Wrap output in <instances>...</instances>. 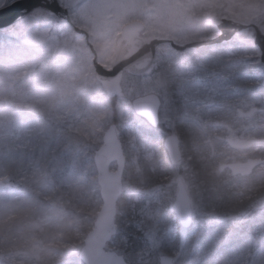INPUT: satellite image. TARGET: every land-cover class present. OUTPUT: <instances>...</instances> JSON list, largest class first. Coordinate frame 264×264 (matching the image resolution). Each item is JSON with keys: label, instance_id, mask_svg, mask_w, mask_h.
I'll use <instances>...</instances> for the list:
<instances>
[{"label": "rangeland", "instance_id": "obj_1", "mask_svg": "<svg viewBox=\"0 0 264 264\" xmlns=\"http://www.w3.org/2000/svg\"><path fill=\"white\" fill-rule=\"evenodd\" d=\"M7 1L0 0V6ZM61 3L69 9L75 25L90 32L89 38L99 59L108 67L115 59L116 42L123 24L132 19L140 18L147 24L144 35L148 38L170 35L179 42L212 33L205 18L214 13L243 22H257L264 30V0H61ZM213 32L209 35L215 36L216 30ZM252 39V30L247 29L237 34L233 43L248 45ZM170 50V46L159 48L158 65ZM243 52L246 58L255 59L252 63H259L260 51L251 52L248 48ZM93 56L87 40L65 17L50 15L44 10H35L31 16L0 33V102L6 106L0 113V183L13 181L18 197L19 192H26L19 187L20 176L28 172L54 181L47 185L41 180L44 176L34 181L40 184L37 192L32 190V197L24 199L28 204L16 197H0V231L3 233L0 235V264H84L79 252L85 236L94 226V215L103 203L94 154L101 146L105 131L114 122L133 150L129 153V176L133 171L143 172L138 160L144 156V163L150 162L153 166L151 174H159L157 181L143 190L131 185L129 179L124 183L128 196L135 192L132 203L138 212L136 219L137 222L142 219L146 229V238L130 249V262L159 264L160 254L165 252L157 250L160 232L165 228L156 227L154 223L161 213L157 208L164 205V198L175 199L180 175L164 176L168 173L165 163H157L162 141L173 132L170 101L164 97L161 123L155 130L131 108L136 96L153 91L161 94L159 87L163 86L164 79L162 75L126 79V96L114 100L96 78ZM259 73L264 75V67ZM237 105L247 107L239 102ZM144 125L148 126L145 133H154L155 142H150L149 138L143 140L144 137L134 139L136 132L142 134L136 130L138 126ZM197 151L204 157V152ZM220 151L224 160L237 154L226 145ZM253 152L264 154V149L254 148ZM156 165L159 169L154 171ZM112 166L116 168L114 163ZM262 173L264 176V170L259 168L252 180ZM224 175L231 178L229 172ZM126 176L129 178L128 171ZM239 181L235 183L240 189L237 192L250 190L249 178ZM185 184L192 192L193 184L187 181ZM248 197L250 200L251 196ZM254 202V205L260 203L258 199ZM66 206L72 212L67 211ZM77 215L82 216L81 221ZM186 232L182 229L184 235ZM122 245L127 246L128 239L116 236L107 247L125 254L120 249ZM214 258L213 264H264V251L259 255L253 253L245 262L237 256V251Z\"/></svg>", "mask_w": 264, "mask_h": 264}, {"label": "trees", "instance_id": "obj_2", "mask_svg": "<svg viewBox=\"0 0 264 264\" xmlns=\"http://www.w3.org/2000/svg\"><path fill=\"white\" fill-rule=\"evenodd\" d=\"M1 32L3 31L0 30ZM248 48L251 52L256 50L252 44L248 43L247 45L237 41L232 45L231 43L219 45L216 49L205 47L197 51L175 53L172 57H168L169 60L164 63L163 69L158 70V76L162 75L164 79V86L160 88V91L162 97L166 96L170 101L169 118L173 120L175 130L180 134L183 151L185 152L184 163L187 168L177 169L172 166L163 145L160 147L161 154L157 159V163L158 161L165 163L168 173L164 176H176L175 172L185 173L188 184L194 186L191 194H193L194 202L197 205V211L199 213L204 212L212 219L226 213L234 214L240 206L243 209L244 206L248 205V199L244 200L243 203L239 202L238 193H234V191L240 190L239 187L237 189L238 184L235 186V183L241 181L237 180L236 177L224 178L223 174L217 170V165L222 158L220 149L226 144V137L230 134L240 137L249 135L259 138L264 137V75L259 73L263 69V64L261 62L252 63L255 60L253 57L246 58L244 56L243 50ZM198 73H203L204 76L206 74L210 75V82L208 83L210 93H207L206 97L202 92L196 91L199 87V82H197L199 76H196ZM179 75L189 77L185 79ZM203 79L208 78L204 77ZM238 102L247 107L251 105V107H257L258 110L255 114L259 116L258 119H253L250 122V117H245L242 114L244 106H238ZM5 108V104L0 102V113ZM258 121L260 122L257 124ZM229 125H231L230 129L228 128ZM144 135L145 132L141 136ZM197 149L204 152V157L200 153L198 154ZM144 157L138 160V165L142 166V168L139 166V169H142L143 172H137V176H133L132 173V177L129 179L131 185L138 186L140 190L154 184L159 176V174H156V176L151 174L153 166L150 162L144 163ZM159 165H156L153 170L157 171ZM35 173L28 172L20 176L22 182H20L19 187L25 188L26 192H19L21 196L18 197L15 196L18 191L16 192L14 189L13 181L6 180V182L0 183V197L8 195L12 199L16 197L20 201L26 202L24 199L28 196L32 197V190L36 191L39 187L40 183L34 181H38L44 176L41 180L45 184H54L51 178L47 180L48 178L45 175ZM132 178L135 180L132 181ZM243 178L240 179L243 180ZM254 180H251L250 186L258 184L260 187H257L255 193H251V195L258 197L264 195V179L261 182H254ZM51 191H53L52 187ZM245 193V197L248 198V190H245ZM140 196L144 197L142 191H140ZM133 198L130 196L127 199L133 200ZM132 202L119 204L120 215L118 214L117 217L118 237L122 236L128 239L127 246H120L127 259L131 258L130 249H133L134 243L142 242L146 238L143 221L141 219L137 222L138 212L132 206ZM26 203L28 204V202ZM164 204L166 206L163 209L164 214L168 210L165 216H168L169 220L172 219L178 229L179 221L175 217L171 206L172 200L164 198ZM66 210L72 212L67 206ZM15 216L17 215L15 214ZM95 217L96 215H94ZM77 219L81 221L82 216L77 215ZM60 222V224L63 223ZM155 223L158 226V219ZM137 224L139 227H137ZM229 228H231L230 231L227 230ZM249 228L248 224L243 222L240 224L237 221L233 224L216 225L212 230L203 234L198 248L206 252L211 243L210 254L212 259L228 252L237 251L239 253V247L241 246H239V243L243 240H245L243 254L262 249L264 241L257 242V248L252 243L253 238L256 237L258 227L252 229L251 232ZM0 235H3V233ZM170 238L171 232L162 235L163 240L160 242V246L157 247L158 252L161 250L173 252V250H178L181 247L182 251H187V258H193L191 253L193 248H191L189 240L184 241L183 238L178 237L177 240L173 241ZM227 240L230 243L227 247H224ZM229 255L231 254L229 253Z\"/></svg>", "mask_w": 264, "mask_h": 264}, {"label": "water", "instance_id": "obj_3", "mask_svg": "<svg viewBox=\"0 0 264 264\" xmlns=\"http://www.w3.org/2000/svg\"><path fill=\"white\" fill-rule=\"evenodd\" d=\"M45 9L56 13L64 12L67 9L61 7L59 0H14L9 4L0 7V28H6L20 21L21 18L29 15L36 8ZM68 17V16H67ZM70 19V17H68ZM213 24H216L220 35L215 38L205 40H194L183 44L175 40L161 38L153 39L148 42L141 32L146 26L142 21H130L125 24L123 31L118 39L116 59L112 67L108 68L95 58V70L97 78L104 84L109 94L121 96L122 81L125 72L137 76H151L155 71L157 60L156 50L158 44L169 42L172 47L179 51L187 48L201 47L205 45H216L217 43H226L230 41L239 31L247 28L255 30L254 46L262 51L261 60L264 62V30L256 23H243L234 21L227 17L214 15L209 18ZM80 33L86 34L87 31L76 28ZM162 100L156 92L142 95L134 99L135 110L144 115L154 126L159 124V108ZM264 141V140H263ZM262 140L245 138H229L228 143L234 148H250L253 144L263 143ZM165 146L168 149L172 163L178 165L183 156L181 152L179 136L171 135L166 138ZM96 166L98 167L99 183L101 185V196L103 205L95 219L94 228L89 231L85 238V244L81 250V259L86 264H130L125 257L114 250H107L106 245L117 232V203L123 192V172L126 164V155L124 154L123 144L117 133V125L112 124L105 132L102 146L95 154ZM117 161L118 169L111 171V163ZM264 164V159L249 158L248 161L232 162L222 164L221 169L229 167L234 174H251L254 168ZM179 191L174 203L178 217L185 227H189L192 222L191 195H189L183 180H179ZM160 264H175L172 256L162 255Z\"/></svg>", "mask_w": 264, "mask_h": 264}, {"label": "bare ground", "instance_id": "obj_4", "mask_svg": "<svg viewBox=\"0 0 264 264\" xmlns=\"http://www.w3.org/2000/svg\"><path fill=\"white\" fill-rule=\"evenodd\" d=\"M159 208H157V210H158ZM160 210V209H159ZM161 211V210H160ZM96 218H97V216H96ZM94 221H96V220H94ZM94 224H95V222H94ZM94 227V226H93Z\"/></svg>", "mask_w": 264, "mask_h": 264}, {"label": "snow or ice", "instance_id": "obj_5", "mask_svg": "<svg viewBox=\"0 0 264 264\" xmlns=\"http://www.w3.org/2000/svg\"><path fill=\"white\" fill-rule=\"evenodd\" d=\"M0 23H2V22H0Z\"/></svg>", "mask_w": 264, "mask_h": 264}]
</instances>
